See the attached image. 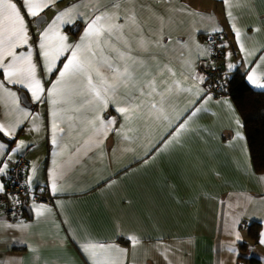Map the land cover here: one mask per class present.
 Here are the masks:
<instances>
[{"label":"crops","instance_id":"crops-1","mask_svg":"<svg viewBox=\"0 0 264 264\" xmlns=\"http://www.w3.org/2000/svg\"><path fill=\"white\" fill-rule=\"evenodd\" d=\"M141 2L170 18L163 34L167 51H155L175 72L163 79L179 82V90L172 96L167 120L144 116L130 125L131 131L125 127L123 134L117 130L125 124L124 118L115 111L117 105L109 104L101 115L115 117L116 123L103 144L90 149L83 145L88 132L69 131V124L84 127L86 111L69 114L73 120L57 121L67 134L57 132V143L52 142L47 90L58 73L45 71L38 48L39 34L60 12L87 0H56L41 13L45 21L40 27L36 23L40 17L25 13L37 77L45 92L35 101L26 88L7 83L0 74V82L16 93L19 108L28 113L21 119L10 100L0 99V124L20 120L15 135L6 136L16 141L11 149L0 140L4 145L0 167L7 165L0 173V185L5 188L13 163L25 155L27 184L54 200L46 205L31 199L27 211L31 219L10 217L0 207V264H93L83 250L89 243L108 246L110 251L100 258L116 264H249L239 257L249 252L251 225L260 223L264 232V173L254 170L244 125L232 99L212 95L211 100L205 99L210 94L200 67L240 70L253 89L264 90L247 79L255 72L264 82V0H229L228 6L224 0ZM86 19L61 25L68 44L80 41ZM233 24L241 32L246 52L240 50ZM156 27L150 22V28ZM216 34H221V49H225L220 59L214 58L211 44ZM65 56L57 60L56 69L65 63ZM194 76H203V83ZM16 88L28 96L31 107L22 103ZM197 89L202 93L197 94ZM0 97H5L2 90ZM182 122L185 126L176 135ZM19 141L25 146L17 150ZM40 206L50 211L38 216ZM235 232L242 241H235ZM131 238L139 243L133 245ZM259 241H253L250 257L264 264V245Z\"/></svg>","mask_w":264,"mask_h":264},{"label":"snow or ice","instance_id":"snow-or-ice-1","mask_svg":"<svg viewBox=\"0 0 264 264\" xmlns=\"http://www.w3.org/2000/svg\"><path fill=\"white\" fill-rule=\"evenodd\" d=\"M56 0H0V74L9 84H18L26 88L33 100L39 101L45 89L37 77V64L33 61V52L29 41L31 39L25 13L28 17L43 18L41 13L53 5ZM226 6L229 0H224ZM81 8L86 11H81ZM23 9V12L22 10ZM87 16L85 29L76 44H68L67 37L61 34L63 24H71L76 18ZM231 20V12H228ZM211 19V18H210ZM170 18L158 15L151 11L141 0H87V3L72 5L60 12L39 35V54L44 61L47 73L58 72L56 81L47 90V96L52 104L53 140L57 143V132L65 133L61 123L73 120L69 114L85 112L82 123L84 127L77 129L69 124V131L88 132L83 141L87 148H99L110 130L116 123L115 117L105 118L101 113L109 104L117 105L115 111L123 116L125 124L117 130L127 127L144 116H153L157 119H168L167 110L171 106L172 96L179 90V82L163 79L165 74L175 76L172 67L157 54L155 50L163 49V34L169 25ZM157 27L150 28V22ZM219 30V29H216ZM233 31L241 52L246 49L241 42V32L233 24ZM26 48L25 52L17 51ZM65 54H67L65 56ZM250 54V53H249ZM229 55H231L229 53ZM65 56V63L56 69V62ZM264 59V57H262ZM190 63V62H188ZM233 65H229L231 69ZM201 83L203 76H194ZM247 79L257 88H264V82L257 78L255 72ZM0 90L10 100L14 111L20 113L21 119L27 118L28 113L19 108V98L15 92L5 88L0 82ZM197 89V94L202 93ZM206 100H211L208 95ZM196 109L190 115L194 116ZM20 120L7 125L0 124V133L5 136H14ZM239 124V120L237 119ZM182 122L175 130L176 135L184 128ZM67 134V133H65ZM240 133H237L239 136ZM125 139L127 135L124 134ZM24 142L19 141L17 150L23 148ZM4 148L0 144V149ZM7 165L0 167V173ZM4 186L0 185V193ZM52 191H57L56 173H52ZM50 211L44 206L37 208V215ZM8 227H14L8 225ZM133 245L139 243L131 238ZM235 241H242L239 232L234 233ZM260 244L264 245V232L260 235ZM92 259L93 264H116L115 260L107 261L100 258L101 253H108L110 248L105 245L89 243L83 249ZM117 251H121L117 249Z\"/></svg>","mask_w":264,"mask_h":264},{"label":"trees","instance_id":"trees-1","mask_svg":"<svg viewBox=\"0 0 264 264\" xmlns=\"http://www.w3.org/2000/svg\"><path fill=\"white\" fill-rule=\"evenodd\" d=\"M75 37L79 34V31L74 32ZM224 50H222V53L224 54ZM62 67V62H60V65L58 68L60 69ZM58 72L56 71L54 76ZM214 78H218L220 80L225 79L226 85L221 87L219 96H228L232 99L233 103L237 107L247 137V142L249 146L250 156L252 160V164L254 167V170L258 174L264 173V90H256L253 89L249 83L246 80L245 74L241 72L240 70H236L233 72H225L223 68H220V73L215 76ZM52 81V79L50 80ZM210 80H206L205 85L208 87L210 85ZM17 91L21 94L23 93V90L20 88H16ZM37 107L33 106L32 109H36ZM0 140L11 147L16 142L15 139H9L6 137L3 133H0ZM23 159L25 161V166L23 170L21 171L22 175V184L23 186L28 189L30 192L29 199L34 200L35 194H43L45 192L39 191V190H32L29 185L26 182L25 179V173L27 168L29 167V160L25 155L19 156L16 161L12 165L11 171H9L6 179H5V188L13 187L14 183L13 181V175H14V169L17 163ZM28 199V200H29ZM52 203V202H51ZM28 208L23 209L22 214L20 217H24L26 219H31L32 215L31 213H28ZM262 226L260 223H253L250 228L249 236L254 240V242H258L261 232ZM247 244H244L243 250L246 249ZM240 262H246L249 264H261L260 260L258 258L253 257H247L243 255V253L240 255Z\"/></svg>","mask_w":264,"mask_h":264},{"label":"built area","instance_id":"built-area-1","mask_svg":"<svg viewBox=\"0 0 264 264\" xmlns=\"http://www.w3.org/2000/svg\"><path fill=\"white\" fill-rule=\"evenodd\" d=\"M212 47L215 49V59H220L223 56L221 49V34H216L211 37ZM200 73L205 76V80H210V85L207 87V93L219 97L221 87L226 85V80H220L214 78L220 73V68L214 70L206 69L205 67H200ZM25 166V161L21 159L14 169L13 181L14 188L8 187L0 193V207L4 209L6 214L10 217H18L22 214L25 202L29 199L30 192L24 187L21 180L22 175L21 171ZM23 181V180H22ZM42 194H35L34 200L42 204H50L49 201L44 202V199L41 197ZM50 198V197H48Z\"/></svg>","mask_w":264,"mask_h":264},{"label":"rangeland","instance_id":"rangeland-1","mask_svg":"<svg viewBox=\"0 0 264 264\" xmlns=\"http://www.w3.org/2000/svg\"><path fill=\"white\" fill-rule=\"evenodd\" d=\"M41 197L44 199V202L49 201L51 203L54 200L53 197L50 194H46V193H43ZM48 197H50V198H48ZM30 200L31 199H29V200H27L25 202V205H24L25 210H26V208L30 207V205H29ZM34 202H36V201L34 200ZM36 203H38V202H36ZM46 205H49V204H46ZM253 241L254 240L252 238H250V239L248 238L247 239V243H248V247H249V252L246 254L247 257H250L252 255V253H253V249H254Z\"/></svg>","mask_w":264,"mask_h":264},{"label":"water","instance_id":"water-1","mask_svg":"<svg viewBox=\"0 0 264 264\" xmlns=\"http://www.w3.org/2000/svg\"><path fill=\"white\" fill-rule=\"evenodd\" d=\"M42 18H43V22H44L45 21V17H42ZM43 22H41V18H38L37 21H36L38 27H40ZM20 97H21L22 103L24 105H26L27 107H31L32 106V104L30 103V101L28 99V96L25 93H21Z\"/></svg>","mask_w":264,"mask_h":264}]
</instances>
